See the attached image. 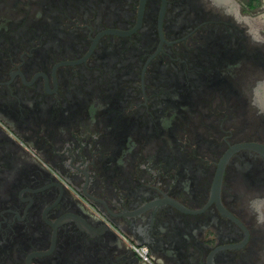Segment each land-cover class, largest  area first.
<instances>
[{"label": "flooded vegetation", "instance_id": "flooded-vegetation-1", "mask_svg": "<svg viewBox=\"0 0 264 264\" xmlns=\"http://www.w3.org/2000/svg\"><path fill=\"white\" fill-rule=\"evenodd\" d=\"M250 142L264 0H0V264H264Z\"/></svg>", "mask_w": 264, "mask_h": 264}, {"label": "built area", "instance_id": "built-area-1", "mask_svg": "<svg viewBox=\"0 0 264 264\" xmlns=\"http://www.w3.org/2000/svg\"><path fill=\"white\" fill-rule=\"evenodd\" d=\"M131 249L143 260L149 261L147 248L144 245H131Z\"/></svg>", "mask_w": 264, "mask_h": 264}, {"label": "water", "instance_id": "water-1", "mask_svg": "<svg viewBox=\"0 0 264 264\" xmlns=\"http://www.w3.org/2000/svg\"><path fill=\"white\" fill-rule=\"evenodd\" d=\"M243 145H248V146L256 149L257 151H259L264 156V144L250 142V143H246Z\"/></svg>", "mask_w": 264, "mask_h": 264}, {"label": "trees", "instance_id": "trees-1", "mask_svg": "<svg viewBox=\"0 0 264 264\" xmlns=\"http://www.w3.org/2000/svg\"><path fill=\"white\" fill-rule=\"evenodd\" d=\"M258 2H259V0H255V5H257V4H258Z\"/></svg>", "mask_w": 264, "mask_h": 264}]
</instances>
